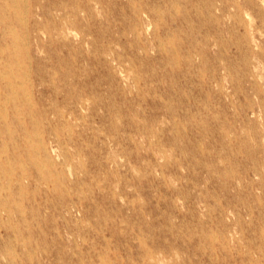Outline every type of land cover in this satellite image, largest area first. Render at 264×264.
Wrapping results in <instances>:
<instances>
[{"label":"rangeland","instance_id":"obj_1","mask_svg":"<svg viewBox=\"0 0 264 264\" xmlns=\"http://www.w3.org/2000/svg\"><path fill=\"white\" fill-rule=\"evenodd\" d=\"M40 1L0 28V264H264V0Z\"/></svg>","mask_w":264,"mask_h":264},{"label":"bare ground","instance_id":"obj_2","mask_svg":"<svg viewBox=\"0 0 264 264\" xmlns=\"http://www.w3.org/2000/svg\"><path fill=\"white\" fill-rule=\"evenodd\" d=\"M24 6V12L26 14H40L45 11V5L40 0H21ZM17 0H0V28L3 25L2 29H5L7 33H12L14 31V22L15 20H20L24 22V27L28 31L31 23L28 24L30 17L28 15H23L19 17L17 13L18 9ZM94 10V9H93ZM85 11V10H84ZM248 18V17H247ZM231 19V18H230ZM234 19V18H233ZM246 20V19H245ZM35 22L32 26L37 27ZM235 29V28H234ZM37 30V29H35ZM219 32V31H218ZM59 33V32H58ZM26 43V42H25ZM31 43V42H30ZM203 47V46H202ZM34 50V49H33ZM203 51V50H202ZM16 52V51H15ZM197 52V51H196ZM13 55V54H12ZM30 63V62H29ZM24 65V64H23ZM25 73V72H24ZM18 79V78H17ZM31 92V91H30ZM5 93V92H4ZM15 93V92H14ZM9 95V94H8ZM4 108V107H3ZM162 118V117H161ZM225 121V120H224ZM177 122V121H176ZM179 122V121H178ZM6 146V145H4ZM53 151V149H51ZM62 184V183H61ZM62 187V186H61Z\"/></svg>","mask_w":264,"mask_h":264}]
</instances>
